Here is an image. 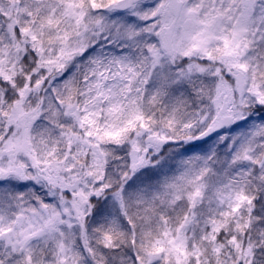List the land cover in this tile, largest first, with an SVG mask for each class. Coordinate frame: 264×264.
<instances>
[{"label": "snow or ice", "instance_id": "1", "mask_svg": "<svg viewBox=\"0 0 264 264\" xmlns=\"http://www.w3.org/2000/svg\"><path fill=\"white\" fill-rule=\"evenodd\" d=\"M0 264H264V0H0Z\"/></svg>", "mask_w": 264, "mask_h": 264}]
</instances>
